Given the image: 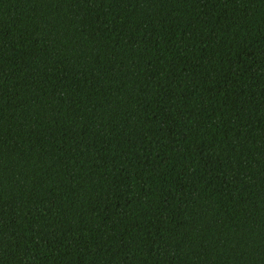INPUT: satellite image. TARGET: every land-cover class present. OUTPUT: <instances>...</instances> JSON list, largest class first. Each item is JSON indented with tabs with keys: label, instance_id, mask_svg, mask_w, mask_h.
Wrapping results in <instances>:
<instances>
[{
	"label": "trees",
	"instance_id": "obj_1",
	"mask_svg": "<svg viewBox=\"0 0 264 264\" xmlns=\"http://www.w3.org/2000/svg\"><path fill=\"white\" fill-rule=\"evenodd\" d=\"M0 264H264V0H0Z\"/></svg>",
	"mask_w": 264,
	"mask_h": 264
}]
</instances>
